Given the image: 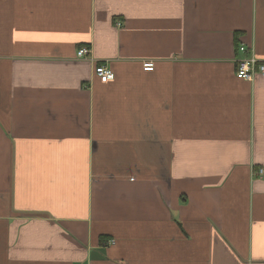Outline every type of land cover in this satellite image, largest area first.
<instances>
[{
  "label": "crops",
  "instance_id": "obj_1",
  "mask_svg": "<svg viewBox=\"0 0 264 264\" xmlns=\"http://www.w3.org/2000/svg\"><path fill=\"white\" fill-rule=\"evenodd\" d=\"M252 53L264 0H0V264H264Z\"/></svg>",
  "mask_w": 264,
  "mask_h": 264
},
{
  "label": "built area",
  "instance_id": "obj_2",
  "mask_svg": "<svg viewBox=\"0 0 264 264\" xmlns=\"http://www.w3.org/2000/svg\"><path fill=\"white\" fill-rule=\"evenodd\" d=\"M240 50L242 52L246 51V47L241 46ZM90 49L87 47H82L77 51V57L86 58L90 54ZM155 64L153 62L144 63L145 71H153ZM96 75L100 78L102 82H108L115 78V73L105 64H99L95 69ZM264 76V61L259 60L254 53L246 55L238 60V66L236 70V76L239 79L245 81H252L255 79L257 74ZM259 177L264 174L263 169L257 171Z\"/></svg>",
  "mask_w": 264,
  "mask_h": 264
}]
</instances>
